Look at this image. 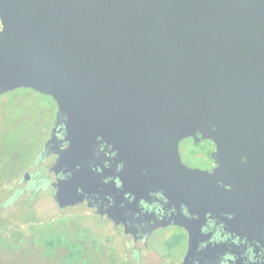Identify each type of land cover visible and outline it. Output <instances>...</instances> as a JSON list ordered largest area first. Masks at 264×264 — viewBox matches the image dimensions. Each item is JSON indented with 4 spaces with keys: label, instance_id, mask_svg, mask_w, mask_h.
<instances>
[{
    "label": "water",
    "instance_id": "obj_1",
    "mask_svg": "<svg viewBox=\"0 0 264 264\" xmlns=\"http://www.w3.org/2000/svg\"><path fill=\"white\" fill-rule=\"evenodd\" d=\"M0 16V94L54 98L72 140L60 166L121 123L123 144L169 156L188 197L202 171L181 161L182 138L215 139L221 170L229 149L237 162L264 148V0H0Z\"/></svg>",
    "mask_w": 264,
    "mask_h": 264
},
{
    "label": "flooded vegetation",
    "instance_id": "obj_2",
    "mask_svg": "<svg viewBox=\"0 0 264 264\" xmlns=\"http://www.w3.org/2000/svg\"><path fill=\"white\" fill-rule=\"evenodd\" d=\"M57 112L56 103L49 129L15 147L17 167L0 176V250L14 253L9 260L0 251V264H182L191 232L190 264H264L263 147L240 149L237 162L229 149L221 170L215 139L200 130L182 138L181 161L202 171L187 197L181 170H164L169 156L123 144L121 123L114 142L100 135L60 166L72 140ZM31 119L40 125L36 115ZM62 185L78 200L61 205Z\"/></svg>",
    "mask_w": 264,
    "mask_h": 264
},
{
    "label": "rangeland",
    "instance_id": "obj_3",
    "mask_svg": "<svg viewBox=\"0 0 264 264\" xmlns=\"http://www.w3.org/2000/svg\"><path fill=\"white\" fill-rule=\"evenodd\" d=\"M55 110L56 103L52 96L29 88H18L0 97V142L2 141L1 145H4L3 149L0 148V176L12 173L17 167L13 158L15 147L30 145L35 135H37L34 139L36 142L39 136L37 130H41L40 137H42L49 129ZM35 115L39 118L40 125L34 128L31 118L34 119ZM189 146L194 147L195 144ZM184 158L186 161L192 160L188 153ZM0 251L6 253L9 260L14 258L12 247Z\"/></svg>",
    "mask_w": 264,
    "mask_h": 264
}]
</instances>
